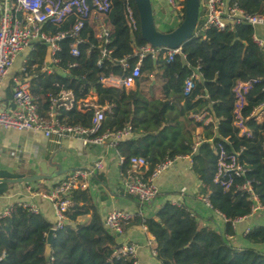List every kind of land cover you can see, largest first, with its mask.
I'll return each mask as SVG.
<instances>
[{
  "label": "trees",
  "instance_id": "1",
  "mask_svg": "<svg viewBox=\"0 0 264 264\" xmlns=\"http://www.w3.org/2000/svg\"><path fill=\"white\" fill-rule=\"evenodd\" d=\"M232 1L250 13H264V0ZM133 7L137 29H133L121 1L115 0L105 16L106 25L111 28L108 47L112 54L104 57L100 65L101 40L95 24L87 20L81 31L84 41L78 57L71 54L74 39L67 36L59 42L60 50L56 53L59 61L55 67L60 71H42L49 47L38 41L21 77L25 73L31 75L29 89L45 115L50 105L49 94L56 95L63 89L72 90L76 99L85 98L94 90L101 95L102 102H112L113 114L105 119L103 127L119 130L132 126L131 136L116 148L119 156L125 158L122 171L132 156L145 157L151 171L167 157L189 155L192 170L201 181L200 194L207 196L212 208L226 217V227L220 231L201 225L186 206L166 202L156 217L144 218L161 264H264V251L231 243L233 221L250 214L252 208V201L236 189L242 178H235L228 189L221 181H215L220 145L228 153L243 148L240 157L247 163V177L256 179L254 186L264 206V119L258 122L255 115L264 104V48L254 42V28L246 24L225 31L210 28L204 35H194L182 44L184 56L177 55L171 62L162 55L156 61L145 57L136 89L103 88L99 83L101 76L112 72L126 74L120 59L128 56L134 66L138 60L135 50L147 43L141 36L134 0ZM182 12L181 21L185 7ZM76 21L77 17L72 15L61 25L47 23L43 29L50 33L67 31ZM73 62L75 66H71ZM195 68L199 78L193 91L185 95V79ZM252 80L255 81L245 93L247 104L242 111L252 133L240 135L234 125V88L238 82ZM204 110L211 111L218 120L216 129L191 116ZM92 115V111L82 112L74 107L62 109L61 118L68 124L90 125ZM201 126L204 140L194 151L197 129ZM94 181L104 182L101 173L92 177ZM72 196L74 205L67 211V223L55 231L48 255L46 238L54 224L40 212L34 213L14 202L11 215L0 216V264H133V259L113 256L118 238L106 228L90 188L74 190ZM87 214H91L90 221L78 223V218ZM245 239L251 244L264 243V226L250 229Z\"/></svg>",
  "mask_w": 264,
  "mask_h": 264
},
{
  "label": "built area",
  "instance_id": "2",
  "mask_svg": "<svg viewBox=\"0 0 264 264\" xmlns=\"http://www.w3.org/2000/svg\"><path fill=\"white\" fill-rule=\"evenodd\" d=\"M115 0H0V126L13 129L17 132L33 131L42 133L46 137L53 135L59 138H75L83 146L89 144L108 145L116 150L120 141L131 135L132 126L126 125L119 130L105 129L103 123L105 119L113 114L114 104L109 101H101V95L94 90L82 99H76L72 90H61L58 94H49V110L45 115L41 112L27 84L15 79L13 90V106H4L1 102L3 90V80L12 69L16 59L26 50H34L35 43L45 42L49 47V55L41 66L45 72L60 71L55 67L59 59L56 53L60 50V41L67 36L74 39L71 44V54L78 57L81 53L80 45L84 39L81 31L87 20L93 15L102 16L104 19L100 24V30L97 37L101 40V58L98 61L100 65L104 57L112 54V49L108 47L111 43L110 27L106 25L105 16L112 10ZM121 1L128 13L133 29L138 28V21L135 16L133 0ZM164 4L168 8L167 18L161 15L159 11L154 13L157 26L168 24L174 27L182 19V10L185 7V0H154ZM204 12L201 13L195 30V35H204L210 28L218 30H233L237 26L250 25L254 28L253 40L259 46L264 48V38L256 32L258 26L264 25V13H250L236 1L232 0H206L204 3ZM76 16V23L67 31L50 33L43 29L44 25L49 23L61 25L70 16ZM169 20L170 23H167ZM183 54L182 48H167L162 46H153L150 43L141 45L135 50L134 55L138 60L134 66L131 65L129 57L120 59L122 66L128 72L126 74L109 73L101 76L99 83L103 88L129 90L137 85V80L142 75V62L147 56H151L155 61L162 55L168 62L174 60L177 55ZM27 60L23 62L22 71L26 70ZM73 62L71 66H75ZM199 78V70L195 68L193 73L185 79L184 94L189 95L196 85V79ZM252 81L238 82L234 88L235 106L234 125L239 128V134L251 135L252 131L245 124L243 116V107L247 104L245 93L251 88ZM207 96V94H206ZM264 106V104L262 105ZM261 106V107H262ZM76 107L79 111H92V120L90 125L68 124L61 118L62 109L70 110ZM260 108V107H259ZM258 108V109H259ZM257 109V110H258ZM256 110V111H257ZM255 111V113H256ZM191 116L203 123V125L212 124L217 128L218 120L209 110L199 113H193ZM264 119V109L256 115V120L261 122ZM197 129V140L193 150H197L200 143L204 140L202 132ZM212 140V139H211ZM264 147V136H263ZM243 148L239 151L228 153L222 145L219 147L218 170L215 181H221L225 189L232 186L235 178H242V182L236 185V189L245 194L252 201L251 212L264 209L259 195L256 192L254 184L255 178L247 177V163L240 157ZM120 157V163L125 162V158ZM188 157L189 155H178L174 158L167 157L160 161L153 170L149 171V164L145 157L132 156L128 160V167L121 173L122 182L127 194L137 198L142 204L150 205L153 203L159 193L155 179L165 170L171 168L178 159ZM104 169L103 161L97 160L93 164L75 169L64 178L56 181L48 190H36L32 185L29 191L34 192L36 196L50 201L53 205L55 214L54 227L61 229L67 223V211L74 205L73 191L77 189H87L91 186V179ZM204 201L211 206L209 198L205 196ZM34 213H39V206L33 202H19ZM172 205L183 206L176 199L170 201ZM12 204L0 207V216H9L12 212ZM212 207V206H211ZM246 215V216H248ZM136 216L133 212L120 209L111 210L105 217L106 228L114 235L121 236L124 233L125 225ZM245 217V216H243ZM243 217H239L233 223ZM145 229L148 230L144 224ZM250 231L247 228L245 233ZM148 244L152 248L153 255H156L154 237L148 239ZM138 244L136 242H122L114 249L113 256L117 259H133V264H140L137 258Z\"/></svg>",
  "mask_w": 264,
  "mask_h": 264
},
{
  "label": "crops",
  "instance_id": "3",
  "mask_svg": "<svg viewBox=\"0 0 264 264\" xmlns=\"http://www.w3.org/2000/svg\"><path fill=\"white\" fill-rule=\"evenodd\" d=\"M159 13L167 18L168 8L162 4L158 7ZM104 19L102 16L93 15L90 19L99 31L100 24ZM162 29L166 30L170 26L162 24ZM256 32L264 38V25L258 26ZM31 49L24 51L16 59L12 69L3 80V90L1 102L4 106H13V90L15 79L30 85L31 75L25 73L21 77L23 62L28 61ZM153 75H151V78ZM156 82V80H154ZM137 85L132 88L136 89ZM155 95H158L156 92ZM199 133L203 129L198 130ZM131 136V135H130ZM128 136V137H130ZM37 159L47 160L59 164L68 171L58 177L45 179V189H37L31 183H16L10 189L0 195V207H4L14 202H33L39 206V211L53 224L55 214L50 201L36 196V190H48L56 181L64 178L75 169L83 168L93 164L97 160H102L104 169L99 172L104 178V182L91 179L90 192L101 217L113 209H120L136 214L135 218L126 223L124 233L117 236L118 242H136L138 244L137 258L140 264H161L158 258L153 255L152 248L148 244V239L152 234L145 229L144 218L156 217V213L166 202L173 199L179 200L184 206L189 208L201 225L212 226L220 231H224L227 223L226 217L219 211L207 205L204 195L200 194L201 181L192 170V160L189 157L178 159L169 169L163 171L155 182L159 187V193L152 204H142L137 198L127 194L124 189L121 173L120 157L114 148L108 145L89 144L83 146L75 138H59L55 135L46 137L42 133L33 131L17 132L13 129L0 126V169H8L20 172L26 162ZM32 185L34 192L29 191ZM91 214L78 218V223H88ZM264 226V209L258 210L251 215L245 216L233 223L234 234L231 236V243L238 247L253 246L264 251V243L251 244L245 239L247 228Z\"/></svg>",
  "mask_w": 264,
  "mask_h": 264
},
{
  "label": "water",
  "instance_id": "4",
  "mask_svg": "<svg viewBox=\"0 0 264 264\" xmlns=\"http://www.w3.org/2000/svg\"><path fill=\"white\" fill-rule=\"evenodd\" d=\"M140 22V32L143 39L153 46L167 48L181 47L186 41L195 35V30L200 16L201 0H185V14L183 20L173 30L160 29L155 21L152 0H134ZM264 106L260 107L255 115L260 113ZM40 172L33 170L27 173L14 172L8 169H0V195L6 193L16 183H30L38 180L52 179L65 174L68 169L51 161L39 162ZM56 229L51 228L46 238V254L51 251V243Z\"/></svg>",
  "mask_w": 264,
  "mask_h": 264
},
{
  "label": "rangeland",
  "instance_id": "5",
  "mask_svg": "<svg viewBox=\"0 0 264 264\" xmlns=\"http://www.w3.org/2000/svg\"><path fill=\"white\" fill-rule=\"evenodd\" d=\"M206 2V0H201V7H200V11L204 12L205 8H204V3ZM153 3V8H154V13H156V11L158 10V7L161 6V3L152 0ZM167 23H170L169 20L167 21ZM160 29H162V26H159ZM152 79H156L157 82H159V78L155 75H153ZM39 162L37 159L35 160H31L29 162H26L24 164V166L21 168L22 173H27L30 170H33L35 173L39 174L40 172V168H39ZM32 185H34L35 187H40V189H45V180H38V181H34V182H30Z\"/></svg>",
  "mask_w": 264,
  "mask_h": 264
}]
</instances>
